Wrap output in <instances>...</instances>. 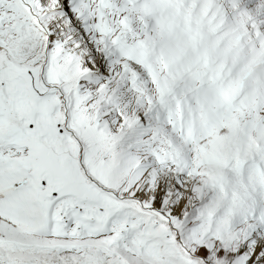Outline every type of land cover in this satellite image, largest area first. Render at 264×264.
Wrapping results in <instances>:
<instances>
[{
    "label": "snow or ice",
    "instance_id": "6c2138e0",
    "mask_svg": "<svg viewBox=\"0 0 264 264\" xmlns=\"http://www.w3.org/2000/svg\"><path fill=\"white\" fill-rule=\"evenodd\" d=\"M0 264H264V0H0Z\"/></svg>",
    "mask_w": 264,
    "mask_h": 264
}]
</instances>
